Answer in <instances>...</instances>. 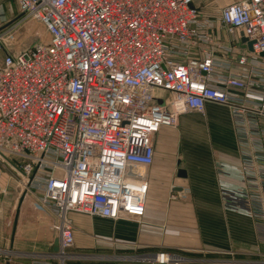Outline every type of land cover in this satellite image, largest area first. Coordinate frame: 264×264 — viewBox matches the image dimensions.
I'll return each mask as SVG.
<instances>
[{"label": "built area", "instance_id": "2783aa9c", "mask_svg": "<svg viewBox=\"0 0 264 264\" xmlns=\"http://www.w3.org/2000/svg\"><path fill=\"white\" fill-rule=\"evenodd\" d=\"M198 1L17 0L19 16L0 30V166L18 199L12 238L28 200L55 234L45 252L0 248L4 264H66L73 213L127 217L125 197L147 194L155 135L208 103L231 111L251 214L264 224V0H235L205 19ZM31 22L48 37L23 48L13 36ZM129 257L200 261L183 250ZM258 257L247 263L264 264Z\"/></svg>", "mask_w": 264, "mask_h": 264}, {"label": "crops", "instance_id": "0c3cea01", "mask_svg": "<svg viewBox=\"0 0 264 264\" xmlns=\"http://www.w3.org/2000/svg\"><path fill=\"white\" fill-rule=\"evenodd\" d=\"M225 1L199 0L197 4L214 7L235 0ZM218 12L201 11V15L216 18ZM19 13L17 0H0V30ZM210 32L228 40L220 27ZM47 37L39 23L31 22L16 31L13 39L24 48ZM237 137L231 111L213 103L206 105L204 113L181 115L177 127L163 126L154 138V162L146 168L147 194L126 196L123 210L127 217L119 220L71 214L75 249L79 253L116 250L135 254L183 250L188 258L210 264H220L221 258L239 264L234 263L236 258L264 254L260 236L264 224L251 214L250 187ZM4 172L0 168V248L48 251L55 234L49 229L51 216L30 200L21 208L12 238L18 199L13 193L15 182ZM5 188L9 194L2 193Z\"/></svg>", "mask_w": 264, "mask_h": 264}, {"label": "rangeland", "instance_id": "374dc122", "mask_svg": "<svg viewBox=\"0 0 264 264\" xmlns=\"http://www.w3.org/2000/svg\"><path fill=\"white\" fill-rule=\"evenodd\" d=\"M204 1L206 3H208L210 0L208 2L206 0H204ZM219 1H221L223 3L226 2L225 0H219ZM221 2H220V4H217L214 7H212V6L206 7L207 6V4H206V6L205 5L201 6L200 9H201V11H207V13H212V12L216 13L217 10H219L218 8L220 6L227 5L226 3L223 4ZM0 168L5 171L4 173L8 172L2 166H0ZM8 175H10L9 172H8ZM7 253H9V252H7ZM71 253L74 254V256L68 257L69 259L66 261V264H143L140 260H138V262L135 259L134 260L130 259V261H128V260L124 261L123 260L124 259L123 257H126V256L129 257V256L138 255V254H135L133 252H119V251L114 250V251H111V252H104V251L100 252V251H97V252H89V253H83V252L82 253H78L77 249L74 248L73 250H71ZM77 254H80V255H77ZM82 254H84V255H82ZM89 255H91V256H116L117 259H111V258H108V257L107 258H99V257L93 258L91 256L88 257ZM118 257H121V258H118ZM223 259H225V258H221L220 259L221 262H219V263L220 264H228L226 262H222ZM4 260H5L4 256H0V264H4V262H5ZM236 260L238 261L237 263H239V264H243L242 263L243 261L244 262L246 261V263H244V264H248L247 262L252 261V263H253L254 261L261 260V258H259L258 256H252V257L248 256V257H246V259L236 258ZM15 264H19V261H17ZM193 264H210V263L197 261V262H194ZM216 264H218V263H216Z\"/></svg>", "mask_w": 264, "mask_h": 264}, {"label": "bare ground", "instance_id": "6f19581e", "mask_svg": "<svg viewBox=\"0 0 264 264\" xmlns=\"http://www.w3.org/2000/svg\"><path fill=\"white\" fill-rule=\"evenodd\" d=\"M72 256H74V254H69V255H67V256H65V259L66 258H68V257H72ZM76 256V255H75ZM88 257H90V256H88ZM91 257H93V258H95V257H99V258H111V259H117V257L116 256H91ZM118 258H121V257H118ZM129 259H137L136 257H128ZM64 259V260H65Z\"/></svg>", "mask_w": 264, "mask_h": 264}, {"label": "water", "instance_id": "95a60500", "mask_svg": "<svg viewBox=\"0 0 264 264\" xmlns=\"http://www.w3.org/2000/svg\"><path fill=\"white\" fill-rule=\"evenodd\" d=\"M250 49L252 50L251 44H250ZM53 250H54L55 252L59 251V241H58V239H57V240L55 241V243H54ZM7 264H8V263H7Z\"/></svg>", "mask_w": 264, "mask_h": 264}]
</instances>
